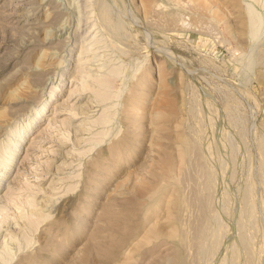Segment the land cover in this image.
<instances>
[{"label":"rangeland","instance_id":"374dc122","mask_svg":"<svg viewBox=\"0 0 264 264\" xmlns=\"http://www.w3.org/2000/svg\"><path fill=\"white\" fill-rule=\"evenodd\" d=\"M73 1L0 0V257L264 264V0Z\"/></svg>","mask_w":264,"mask_h":264},{"label":"bare ground","instance_id":"6f19581e","mask_svg":"<svg viewBox=\"0 0 264 264\" xmlns=\"http://www.w3.org/2000/svg\"><path fill=\"white\" fill-rule=\"evenodd\" d=\"M73 1V0H71ZM76 1L81 2V0H75L73 1L74 4L76 3ZM62 3V2H61ZM72 2H70V5H71ZM88 3V2H87ZM81 8H82V5H79ZM67 7V6H66ZM90 7V6H89ZM74 8V6H73ZM84 8V7H83ZM74 10V9H73ZM247 10L248 12L250 13V18H251V21L253 20V14H252V7L249 5L247 7ZM77 11V9H76ZM93 11V9H92ZM33 12V11H32ZM98 12V11H97ZM29 13V12H28ZM91 13V12H90ZM103 13V12H102ZM27 14V13H26ZM39 15V14H38ZM19 17H21L22 15H17ZM76 16H77V13H76ZM88 16V15H87ZM28 16L27 15H24V19H27ZM46 18V17H45ZM70 19V18H69ZM78 19V18H77ZM88 20V19H87ZM95 20V19H94ZM27 21V20H26ZM63 21V20H62ZM100 21V20H99ZM82 20H77L76 21V25H75V28H73L74 26H71V23H67V24H64V25H61L58 30V32L61 33V35H65V42L66 43H69L70 39H73L74 42L72 43H77L79 41L78 39V36H80L79 34V31L80 29L84 26L81 25ZM62 23V22H61ZM84 23V22H83ZM94 23V22H93ZM22 24V23H21ZM94 25V24H93ZM33 28L37 27V24L36 23H33L32 24ZM92 26V25H91ZM90 29V28H89ZM97 29V28H96ZM96 29H92V32L95 31ZM48 31V30H47ZM99 32V31H98ZM45 35V34H44ZM99 35V34H98ZM251 36L253 37L254 36V33L251 34ZM95 37V36H93ZM100 37V35H99ZM64 38V37H63ZM46 39V38H44ZM94 39V38H93ZM60 40V39H59ZM45 41V40H44ZM81 41V40H80ZM94 41V40H93ZM98 41V40H97ZM82 42V41H81ZM96 42V41H95ZM101 43V42H100ZM83 45V44H82ZM74 47V46H73ZM55 53V52H54ZM58 54V53H57ZM82 54V53H80ZM174 54V53H173ZM55 55V54H54ZM69 56V55H68ZM60 58V57H59ZM58 58V61L59 63H56L54 67H51L48 71V74L50 75L49 78L45 79L44 83L42 84V88H40V93L39 95H41V98H40V101L38 103H36L37 105H35L36 107L33 109L34 110V113L32 114L33 115V118L30 119V117H26L27 121H26V124L25 126L21 127L20 131L16 128L14 129L13 131L9 130L8 134L9 135V138L5 139V141L1 140L0 141V147L3 149V152L5 155H2L0 156V176L4 177V172H5V169L10 167L16 157V154L18 152V145L22 142V140L24 139V136L26 135V133H28V131L31 130L32 128V125H34L36 123V121H38L39 119H41L44 115V113L47 111V107H48V104L51 102V100L53 99L54 97V93H55V89H56V83L53 82V80L56 78L57 76V68L59 67L60 65V60L61 58L59 59ZM69 58V57H68ZM56 59V58H55ZM57 61V60H56ZM49 64V63H48ZM48 64L46 66H48ZM63 64V63H62ZM106 65V63H105ZM104 66V65H103ZM44 67V66H43ZM63 68V67H62ZM102 69V68H101ZM63 70V69H62ZM99 70V69H98ZM63 72V71H62ZM61 74V73H60ZM93 75V74H92ZM118 73L116 70L112 69L108 74H102V75H99L97 77L94 78V83H96L99 87H106L105 86V83L108 82V79L111 78V77H114V76H117ZM94 76V75H93ZM48 77V76H47ZM36 79V78H35ZM39 79V78H38ZM91 79V78H90ZM76 80V79H75ZM93 80V79H92ZM90 81V80H89ZM24 83V82H23ZM83 85L82 88H83V91L87 90V89H90L91 85L89 86L86 82L82 83ZM21 87V86H20ZM49 88V89H48ZM72 88V87H71ZM22 89V88H21ZM28 89V88H27ZM34 88H32L33 90ZM49 90L48 92L46 90ZM39 90V89H38ZM28 92V91H27ZM36 92V91H35ZM96 94V93H95ZM99 95V94H98ZM95 96V95H94ZM97 97V96H96ZM32 100V99H31ZM101 101V100H100ZM30 112V111H29ZM28 115V114H27ZM26 115V116H27ZM31 115V117H32ZM75 117V116H74ZM104 118L101 117V121H104L103 120ZM99 120V119H98ZM11 129V128H10ZM10 169V168H9ZM1 181V180H0ZM5 181V180H4ZM37 208V207H36ZM32 210V209H31ZM31 214H36L38 215V210L37 209H34L33 208V211L31 212ZM8 235V234H7ZM6 237V236H5ZM10 237V236H9ZM9 240V239H7ZM12 240V239H10ZM4 243V247H6V241L2 240ZM11 258V257H10ZM10 260V259H9ZM0 261L3 263V264H8V261H6V259H4L3 257H0Z\"/></svg>","mask_w":264,"mask_h":264}]
</instances>
